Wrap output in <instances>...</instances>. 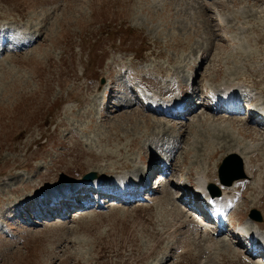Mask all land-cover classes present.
Segmentation results:
<instances>
[{
	"label": "rangeland",
	"instance_id": "374dc122",
	"mask_svg": "<svg viewBox=\"0 0 264 264\" xmlns=\"http://www.w3.org/2000/svg\"><path fill=\"white\" fill-rule=\"evenodd\" d=\"M221 21L233 29L225 42L221 31L218 34L215 29ZM17 26L30 33L21 37L36 35L38 39L31 47L13 46L24 48L18 52L9 50V45L0 55V264H247V260L264 264V249L254 258L229 230L216 236L212 246L196 239L189 210L193 223L188 218L184 223L181 209L179 215L169 200L165 204L161 193L152 202L141 199L130 205L113 203L103 209L89 206L78 213L72 210L65 221L53 216L42 220L34 210L18 209L16 204L11 210L5 208L29 194L39 196V186L73 185L71 180L90 171L101 175L106 170H123V162L140 168L137 157L148 158L150 153L145 149L152 150L150 141L155 135L151 131L154 128L157 132L156 121L161 117L153 118L137 108V83L152 89L163 87L162 92L182 89L186 77L196 71L203 88L233 81L263 91L264 0H0V29ZM10 32L16 34L12 29ZM21 41L26 40H16ZM200 50L204 58L197 69ZM194 60L197 63L191 65ZM132 63L137 66V79L129 87L134 93H125L128 77L120 71ZM185 69L187 74H182ZM128 72H135V68L130 66ZM116 82L121 92L115 90L110 97L105 89ZM191 90L195 93L194 85ZM100 93L108 101L100 98L107 105L101 108H105L104 113L95 115ZM201 93L197 95L201 97ZM124 97L131 99L127 104L132 105V111L113 112L109 106ZM195 109L185 118L191 114L194 117L188 120L187 128L178 127L181 121L177 124L173 120L178 129L172 133L177 135L181 129L185 132L183 149L196 140L213 137L215 127L220 126L211 120L215 115ZM231 121L224 124L233 129L236 142L226 138L228 144L232 143L226 152L249 147L246 143L253 142L251 147L258 150L252 149L263 160L264 147L259 143L264 133L254 123ZM247 124L259 134L245 131ZM215 138L211 146L217 147L218 153L211 160L205 159L210 151L205 148L204 155L177 152L172 165H180L183 175L213 172L216 162L221 161L217 158L225 153L218 148L224 140ZM167 172L164 174L169 176ZM174 172L175 168L170 174ZM170 180L175 182V177ZM166 186H161V191ZM248 187L240 209L245 219H240L236 208L227 227L237 230L238 235L254 223L249 208L256 207L263 220L264 206L260 202L264 168ZM71 215L73 218H69ZM19 232L23 234L20 241L16 240ZM235 253L241 258L237 255V259Z\"/></svg>",
	"mask_w": 264,
	"mask_h": 264
},
{
	"label": "bare ground",
	"instance_id": "6f19581e",
	"mask_svg": "<svg viewBox=\"0 0 264 264\" xmlns=\"http://www.w3.org/2000/svg\"><path fill=\"white\" fill-rule=\"evenodd\" d=\"M222 1L225 2V1H228V0H222ZM217 23H218V25H216L215 29L217 30L218 34L221 31V38L224 40V42L227 41V40H230V38L228 37V33L233 30V29H231L232 26H228L225 21H223V22L221 21V23H219V22H217ZM216 38H218V37H216ZM37 39H38V36L33 41L32 40H30V41L26 40V41H21L20 43L16 42L15 44H13V46H15L17 48L21 47V46L22 47H24V46L27 47L30 44H32L33 42H35ZM202 54H203L202 50H200V54L198 56H199L201 62L203 61V58H204V56H202ZM201 62L196 67L197 69L202 67V63L203 62L202 63ZM196 68H194V71L196 70ZM171 75L172 74H170V76ZM199 81H201V80L197 77V72L195 71L193 77H191V76H188V78L186 77V79L184 81L186 85H185L184 88L182 87V89L179 88V87H175L174 89H170V90L169 89H165V91L162 92L161 89H164L163 87H161L160 89H152L147 84H144L143 82L140 83L150 93H153L154 91L158 90L157 92L165 95V94H171L173 91H176L177 89L180 91V93L177 96H173V97L169 98L167 101H160V103H163L164 105H169V104L175 103L178 98H182L183 102L179 105V107H177L178 111L177 110H173L172 112H168L169 115H167V116H163V115H160L158 113L150 112L148 110L149 109L148 106H145L144 104L136 103L139 106L137 108H139L143 112L147 111L148 112L147 114H149L153 118H156L155 116L161 117V118H158L157 121H156V122H158V124L156 125V131L157 132L154 131V128H152V131H151L152 135H155L154 137H152L153 139H151V141H150V146H151L152 150L148 149V148H146L147 150L145 149V152L148 151L150 153V154L146 153L148 155V158H150V159H148V158L145 159L144 158V160H146V161H144L142 159V157H137L138 158L137 162L140 163V168H138V166L136 168L135 165H134L135 167L131 168V166L127 162L126 163L123 162L124 165L121 164V166L123 165V167L125 168L123 170L121 169V170L118 171L116 169L117 171H115V169L114 170L112 169V170H108V171L106 170V172H101V175L97 174L96 177H99V180H98L99 192L101 193V195H102V197L104 199L103 202H105L106 204H109L110 203L109 202L110 199H113V198L115 199L116 198V195L113 194V190L112 189L114 187H116L117 184L115 183V178H112L111 175L122 173L124 171L131 172V174H130V175H132L131 178H133V177L136 178L137 182H136V185L134 187H131L130 189H128V192L134 194L137 191H142V190L147 189V188H144L146 185H144L142 182H140V180L142 179L144 181V179H147L149 176H151L155 172L156 169H160L161 170V169H164V168H168V169H170V172H171L175 168V172L174 173L170 174V172H169V179L166 178L167 180H169V182L167 181V183H166V181H165L166 179L164 178V182H162V181L159 182L158 185L156 186V188H154V190H157V191H156V193H154V195L151 194L150 200H155V199L159 198V195L161 193V195L166 198L165 199V201H166L165 204L168 203V200H169L173 204V208L176 210V212L178 214L181 212L182 215L181 214H179V215H181L180 217L182 218V221L185 223V219H187V218L189 219V215L187 214L188 213L187 211L188 210L190 211V209L193 208V202L189 201L191 199L188 196L184 195V194H186L185 190L181 189V187L179 186L180 184H179L178 181H181L183 173L179 169L180 165L179 166L177 165L178 167H176L175 162H174V165H172V162H173L172 160L173 159L176 160V158H177L175 156V154L178 155V153L181 152L182 154L187 155L190 151H194L195 154L198 153V155H200V152H201V154L203 153V155H204L205 154L204 149L205 148H209L210 151L205 154V159H208V161H209V160H211L214 157L215 154L218 153L217 147L216 148H212V146H214V144H215V142H213L214 140L212 138H215V137H216L215 139L220 138V141L224 140V142H223L224 144H221L220 145L221 147H218V148L224 149L225 150L224 152H226V150H231L230 146L232 145V143H230L231 145L228 144V143L230 141L231 142H236V139H234V135H233V131H232L233 129L230 127V125L224 124L225 121L226 122H230L231 120H234L235 123L239 122V121H241V122L248 121L250 124L254 123V125L258 126L260 131L264 133V121L261 120L260 118L252 116V112H251V108H253V107H258L259 109H262L264 111V98H260L259 97L260 95H264V92H263L264 90L263 91H261V90L258 91L256 86H254L252 84H249V83L248 84H249L250 87H248V84L246 82L245 83L242 82L240 85L231 83L233 81L224 82L223 84L225 85L224 86L225 90L222 91V92H219V93H215L213 95V97L214 98L222 97L226 101H231V102L237 103L236 108L238 109L237 110L238 113L241 110H243V106L248 108V111L246 113H241V114L226 113L225 111L222 110L223 107H221V106L213 107L207 101L208 95L205 94V91L203 90V88H201V84H199L200 83ZM117 82H120V81H117ZM117 82L113 83L112 84V88H109L107 90V93H108V95H110V97L115 94V90H118V93L121 92L119 90V88L121 86L118 85L119 83H117ZM130 82H132V80ZM193 85L195 87V93L193 92V90L190 91V89H192ZM198 85H200L198 93L202 92L201 93V97H199V95H197L198 94L197 93ZM219 85H221V84H219ZM233 87H238V88L241 87V90H242L241 93H236V94L232 95L233 91H237V89L236 90H232ZM246 88H248V90H246ZM129 91H131V93H134L132 88L131 89L129 88L125 93H127ZM134 91H135V93L138 96V92L136 90V87H135ZM240 95H242L243 97H240ZM131 96L132 95H130V96L128 95V97H131ZM147 97L150 98V99L152 98L150 95L147 96ZM130 100L131 99L125 98V97H124V100L121 101V102L116 100L111 106H109V108H112L113 109L112 111L115 112V113H119V111L121 112L124 109H129V110L132 111V109H133V108H131L132 105L130 106V104H127V102H129ZM197 104H200L199 108L205 109V110L209 111L210 113H212L213 115H215V116H211V120L213 122H216L220 126L215 127V129H214L215 131L213 132V135H214L213 137H210V138H208L205 141L196 140L195 144L193 143L190 146V148L183 149V148H185V147H182L183 143L186 142V138L183 139V137L185 135L184 134L185 132H183V130L181 129V130H179L178 133L176 132L177 135L172 133L173 129H174V123L176 122L178 124L179 121H176V119H180V118H183L185 116H188L186 114L190 113L191 110H194L195 107L198 106ZM95 106H97L96 110H98V108H99V110L97 112H99L101 110V113H104L103 110H105V108L101 109L100 108V103L99 104L96 103ZM122 106H123L122 110L116 111L117 108L119 109ZM196 110L197 109H195V111ZM199 113L200 114L201 113L206 114L207 112L199 111ZM199 113H198V116L200 115ZM133 114H134V112H133ZM195 114H197V112ZM204 114H203V118L205 119L206 116H204ZM192 115L193 114H191V116H189L187 120H185V119L183 121L181 120V122L177 126L178 127L181 126L182 128L183 127L187 128L186 126L189 123L188 120L191 119V118H194V117H192ZM168 116H170V118H168ZM231 117H234V119H231ZM161 119H163V120H161ZM228 119H229V121H228ZM221 122L225 126L222 125ZM166 126H168V127H166ZM246 126L247 127H245V128L243 127L245 131H249L250 130V132H251V130H254L253 126H251L249 124H247ZM238 131L236 133L240 135V132H238ZM255 132H257L259 134V131L256 130ZM145 134L146 133H143L142 135L145 136ZM201 134H203V133H201ZM259 137H260V135H259ZM221 138H222V140H221ZM226 138H228V140H230V141H228V143L226 142ZM244 138H245V136H244ZM99 142H100V140H99ZM188 143H187V145H188ZM233 144H235V143H233ZM259 144H260V147L261 146L264 147V137H263V140L261 141V143H259ZM133 147H136V146H133ZM147 147H148V145H147ZM252 148H256V147H251V146L242 147V146H240L239 149L235 148L236 149L235 150L233 148L234 151L233 150L230 151V153H234V154H237L238 156H240L239 158H241V160H242L243 167H244L243 171L246 174V176L244 177V179H241V181L236 180L233 183H231V185H229V186H225V185L221 186L222 187V191H221L222 193L221 194H223V196L229 195V197H232V199H236L237 196L241 198L240 204H239V202L236 204V207L238 208L236 210H237L238 215L241 217L240 219H242V220L245 219V216H243V212L240 209H242V207H243V203L245 202V197H246L245 195H246V193L248 191V188L250 187V186L248 187V184H249V182H251L253 180V178L257 174H259L261 169L264 168V159L260 160L261 158L257 157L259 155V152H257V151L254 152V150ZM262 150L264 151V149H262ZM163 160L166 161L167 163H164ZM114 166H113V168H114ZM203 170H205V169H203ZM201 172H198V171H195L194 173L193 172L192 173H189V172L186 173L185 172L184 175H185L186 179L188 180V182L190 183V185H189L190 187H192L193 185L197 186L196 184H198V183H201V184L202 183H204V184L205 183L206 184L214 183V179L217 180L216 177L214 176L215 173L207 172V170L201 171ZM211 176L213 177V180L211 179ZM171 177H175V182H172L170 180ZM245 178H247V179H245ZM80 180H82V179H80ZM71 184H73V182ZM166 184H167V186H166ZM172 184H176L175 186H177V187L171 186ZM32 185H34V184H32ZM58 185H59L58 190H57L58 193H59V190H60L61 192H64L66 194V195H62V193L60 194V199H63V201L59 203L61 206H57L54 203H51V201H49L43 195L31 197L30 194H29L28 196H26L24 198L25 200L21 201V200L18 199V200H13L12 202H14V203H22L23 204L22 206L27 207L28 204H31L32 202H36L37 201V205L40 208V211H41L40 215H41L42 218L48 217L49 215L51 216V214H56L57 218L64 219V218H66L67 212L69 214V212H70L69 210L70 209H72V208H80V206L76 203L77 201H75L74 199L78 198V197H82V194H81L82 191L80 190V188L73 187V185H69V187H66V186L62 185L61 183H59ZM161 186H166L167 187L166 190L161 191ZM53 187H55V184L53 185ZM43 188L44 187L41 188L39 186L37 188V190H41V189L43 190ZM175 188H176V192H174ZM179 188L181 189V191H179ZM178 191L180 192V194L176 195ZM54 192L55 191L53 190V193ZM53 193H51V194H53ZM223 196H222V199H224ZM176 198L179 199V200L177 201ZM213 200L214 201H219V198H214ZM49 203H51V204H49ZM260 203H261V205L264 206V195H262V200H261ZM175 204H176V206H178V208L175 206ZM183 205H185V206H183ZM179 208L181 209L180 212H178ZM85 209H87V208H85ZM89 209L90 208H88V210ZM183 215L186 216V217H184ZM189 220L191 221V219H189ZM248 222H249L248 223L249 225L252 222H254L256 224V226L258 227V229H261V230L264 231V219L261 222H256L254 220L252 222H251V220L248 221ZM191 223H193V221H191ZM199 223L200 224H196V225L194 224V227L192 228V230H193L192 234H193V236H195L196 234H199L198 237L200 239H204L207 242H209L210 246L214 245V243L216 241V236H219L221 232L227 230L226 228H223V226H222L218 233L217 232L211 233V230L203 228V225L201 224V222H199ZM254 223H252V226H253ZM249 228H251V226H249ZM246 229H248V228L246 227ZM246 229H245V231H246ZM201 231H203V234H200ZM228 232H230V234H232V236L236 235L235 232L234 231L232 232L231 229H229ZM239 236H242L246 241H249V242H251L253 240L252 235L248 234V233H247V235L239 234ZM235 239H236V237H235ZM255 242H256V247H254V250L250 253L251 256H253L254 258L257 255H260L261 248L262 247L264 248V241H261V242L255 241ZM207 249L208 248H206V250ZM235 255H236L237 259L241 258L240 255H238L236 253H235ZM237 255L240 258H238ZM242 264H243V262H242ZM247 264H261V263L260 262L257 263L256 261L247 260Z\"/></svg>",
	"mask_w": 264,
	"mask_h": 264
},
{
	"label": "water",
	"instance_id": "95a60500",
	"mask_svg": "<svg viewBox=\"0 0 264 264\" xmlns=\"http://www.w3.org/2000/svg\"><path fill=\"white\" fill-rule=\"evenodd\" d=\"M226 160H224V162H223V164H222V166H221V170H220V172H222V168L224 169L225 168V164H226ZM94 174H88V175H86V176H84V177H86V178H92V176H93ZM241 176H243V174L241 173V172H239L237 175H234V176H232L231 177V179H233V178H236V177H241ZM230 179V180H231ZM227 182H229V181H227Z\"/></svg>",
	"mask_w": 264,
	"mask_h": 264
}]
</instances>
